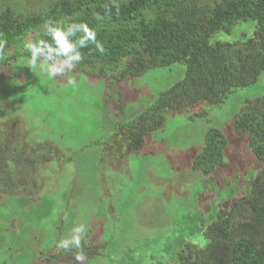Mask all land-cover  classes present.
<instances>
[{
    "label": "rangeland",
    "instance_id": "374dc122",
    "mask_svg": "<svg viewBox=\"0 0 264 264\" xmlns=\"http://www.w3.org/2000/svg\"><path fill=\"white\" fill-rule=\"evenodd\" d=\"M28 61L16 58L0 81V144L8 152L3 158L0 148V183L10 182L3 168L28 192L33 188L24 199L0 186V264H43L52 254L60 260L51 264H70L60 244L81 223L87 225L85 253L77 260L72 247L73 264H174L170 257L181 239L204 244L197 228L199 213H206L201 203L213 213L227 208L241 182L259 169L247 136L232 127L245 100L264 95L257 84L235 90L220 105L201 102L168 114L141 150L130 153L115 143L118 110L103 105L104 78L74 68L52 80ZM184 70L174 64L125 79L122 112L132 116L148 107ZM202 109L204 117L194 116ZM209 128L221 130L227 144L223 165L204 176L192 170V161ZM112 139L113 152H103L100 142ZM120 151L125 156L114 160ZM130 178L134 183L123 193L119 183Z\"/></svg>",
    "mask_w": 264,
    "mask_h": 264
},
{
    "label": "trees",
    "instance_id": "16d2710c",
    "mask_svg": "<svg viewBox=\"0 0 264 264\" xmlns=\"http://www.w3.org/2000/svg\"><path fill=\"white\" fill-rule=\"evenodd\" d=\"M49 21L86 23L96 31L104 52L91 44L81 49L83 60L75 69L104 78L103 105L120 111L113 110L118 120L115 143L130 153L139 152L145 136L161 128L170 113L201 102L220 105L239 88H264V82L258 84L264 76V0H0V81L16 58H30L28 42H51ZM174 64L185 66L180 79L138 113L122 112L125 79ZM205 115L202 109L194 116ZM232 127L236 135L247 136L259 169L241 182L243 189H236L227 208L213 213V206L201 203L206 213H199L197 228L204 244L181 239L183 246L170 257L174 264H264V95L246 99ZM100 143L103 152H113V139ZM226 144L221 130L209 128L192 170L208 176L222 166ZM0 148L7 158L5 145ZM123 156L120 151L113 159ZM2 170L10 181L0 183L2 189L28 199L33 188L28 192ZM124 183H119L123 193L134 181ZM209 216L213 218L206 224Z\"/></svg>",
    "mask_w": 264,
    "mask_h": 264
},
{
    "label": "clouds",
    "instance_id": "9594fccd",
    "mask_svg": "<svg viewBox=\"0 0 264 264\" xmlns=\"http://www.w3.org/2000/svg\"><path fill=\"white\" fill-rule=\"evenodd\" d=\"M98 19V18H97ZM82 33V35H77ZM46 35L51 42L45 39L30 41L26 44V50L30 52V58L26 65L32 70L39 68L49 79L54 80L64 75L66 70H72L83 60L81 49L90 44L95 45L101 53L103 45L97 40V33L86 23L72 22L66 25L49 21L46 27ZM3 42H0V51L3 50ZM69 84L76 86L75 80H69ZM87 225L81 223L72 230L69 239L61 241L60 246L66 250L76 247L81 248V237L86 233ZM77 260L83 259L82 250L77 254Z\"/></svg>",
    "mask_w": 264,
    "mask_h": 264
},
{
    "label": "flooded vegetation",
    "instance_id": "af4514ba",
    "mask_svg": "<svg viewBox=\"0 0 264 264\" xmlns=\"http://www.w3.org/2000/svg\"><path fill=\"white\" fill-rule=\"evenodd\" d=\"M1 145V144H0ZM30 165H31V163H30ZM5 191V190H4ZM78 250V253H80L81 252V248H78L77 249ZM71 251V249L70 250H68V251H63L64 253H62V257H66V255H68V256H70L71 255V253H69ZM83 251V250H82ZM66 253V254H65ZM77 253V254H78ZM63 254H65V255H63ZM73 254V253H72ZM57 255V254H56ZM56 255L55 254H52L51 255V257H49L48 259H47V261H46V264H48V263H50L49 261H52L53 259H56V263L57 262H59V260H60V256L59 257H56ZM61 255V254H60ZM73 255H75V253L73 254ZM61 257V258H62ZM51 264V263H50Z\"/></svg>",
    "mask_w": 264,
    "mask_h": 264
},
{
    "label": "crops",
    "instance_id": "0c3cea01",
    "mask_svg": "<svg viewBox=\"0 0 264 264\" xmlns=\"http://www.w3.org/2000/svg\"><path fill=\"white\" fill-rule=\"evenodd\" d=\"M253 155H254V154H253ZM255 158H256V157H255ZM211 173H212V172H211ZM209 175H210V174H209ZM209 175H208V176H209ZM209 222H211V219H210ZM207 223H208V222L206 221V224H207ZM0 224H2V223H0ZM72 249H74V248H71V250H72ZM77 249H78V248H77ZM74 253H75V252H74ZM74 253H73V254H74ZM65 254H66V253H65ZM65 254H63V255H65ZM75 255L77 256V253H76ZM73 256H74V255H73ZM49 257H51V255H50ZM49 257L47 256L46 261H47V259H48ZM63 258H66V257H63ZM46 261H45V263H43V264H46Z\"/></svg>",
    "mask_w": 264,
    "mask_h": 264
}]
</instances>
